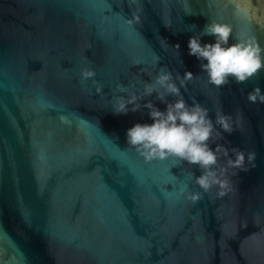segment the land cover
<instances>
[{"label":"water","instance_id":"obj_1","mask_svg":"<svg viewBox=\"0 0 264 264\" xmlns=\"http://www.w3.org/2000/svg\"><path fill=\"white\" fill-rule=\"evenodd\" d=\"M130 2L0 0V264H264V104L246 100L254 86L264 93V70L218 89L187 47L194 35L214 43L201 33L215 20L232 27L229 45L255 37L264 48V0ZM161 67L193 74L180 89L188 105L238 121L231 134L216 126V143L244 149L249 168L228 171L223 197L213 187L192 203L181 189L202 192L196 165L146 162L126 142L153 121L143 107L114 114L128 95L115 86L138 94ZM148 101L165 110L155 93L138 103Z\"/></svg>","mask_w":264,"mask_h":264},{"label":"clouds","instance_id":"obj_2","mask_svg":"<svg viewBox=\"0 0 264 264\" xmlns=\"http://www.w3.org/2000/svg\"><path fill=\"white\" fill-rule=\"evenodd\" d=\"M136 0H131L130 8ZM139 15L133 14L126 23L131 26L139 23ZM232 27L228 24L210 20L204 26L201 35L214 37V43L201 44L200 35L191 36L187 42L188 54L195 56L201 63V70L206 73L208 82L220 89L231 82L244 84L264 70V48L256 41L255 37L236 39L229 45L232 36ZM164 41V40H163ZM165 48L168 44L164 41ZM175 49L179 48L176 44ZM156 57L153 66L158 63ZM143 71V70H141ZM96 73L91 68H82L80 78L82 81L91 79L95 86L96 94L102 92V86L94 79ZM151 76V73H148ZM193 79V74L186 71L181 77L179 73L173 77L167 67H161L156 76L150 82H142L143 90L138 94L130 90L129 86L117 83L115 91L128 93L127 97L115 96L113 104L114 114H126L129 111L136 112L141 107L148 109V115L153 121L151 124L136 123L126 130V142L144 158L146 162L152 160H165L174 158L176 161L186 162L188 165H196L200 175L195 176L194 183L202 189V192H188L187 185L181 189L185 199L196 203L203 198V193L209 192L213 187L218 188L217 196L223 197L231 191V183L228 171L236 169L248 171L246 166L245 150L241 148H227L223 144L216 143L223 139V133L231 134L236 130L238 121H233L232 115L224 114L222 109L215 111V121L209 117V109L193 99L188 105L180 89L185 88L186 83ZM176 81L179 82L177 87ZM156 94V99L166 104L161 111L154 106L152 101L143 106L139 100ZM173 96L172 102L165 100ZM246 100L251 104H264V93L259 86H254L247 93ZM131 105V108L128 106ZM215 144V147H211ZM231 153V157H230ZM223 160V163L221 161ZM255 153L247 152V164L255 167ZM237 175V172L233 173ZM194 174L190 171L188 179L193 180Z\"/></svg>","mask_w":264,"mask_h":264}]
</instances>
